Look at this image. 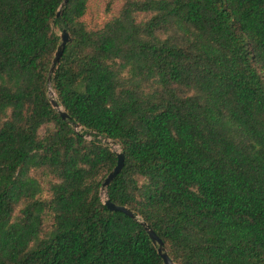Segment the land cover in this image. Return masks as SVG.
<instances>
[{
    "label": "trees",
    "instance_id": "trees-1",
    "mask_svg": "<svg viewBox=\"0 0 264 264\" xmlns=\"http://www.w3.org/2000/svg\"><path fill=\"white\" fill-rule=\"evenodd\" d=\"M63 2L0 0V264H165L104 139L175 264H264V0Z\"/></svg>",
    "mask_w": 264,
    "mask_h": 264
},
{
    "label": "water",
    "instance_id": "water-1",
    "mask_svg": "<svg viewBox=\"0 0 264 264\" xmlns=\"http://www.w3.org/2000/svg\"><path fill=\"white\" fill-rule=\"evenodd\" d=\"M66 3H67V0H64L62 7ZM60 16H61V11L58 12L57 18H60ZM60 38H61V43L57 48V51H56L55 56L53 58L51 68H50V71L48 74V83H49V89H50V101H51L53 108L58 112L59 116L64 121H66L67 123L73 125L74 129L76 131H78V130H80V126L78 124L71 122L69 115L66 113V111L63 109L62 105L57 100L55 93L51 90V82H52L53 75L55 74L56 69H57L58 65L60 64L61 58H62L64 51H65V48H66V45L71 40L67 29L64 28L62 30V32L60 34ZM87 137L90 138V136H87ZM103 142L106 145L110 146L111 149L117 153V158H118L116 167L109 173V175L106 177V179L102 183L101 197H102L103 203L105 204V206L110 211L123 213L126 216L137 221L144 228V230L147 232L152 243L158 247V254L162 258L163 262L165 264H175L173 262V260L169 257L161 238L153 231V229L144 220H142L132 210H130L124 206L116 205L113 202H111V200L109 199V196L107 194V187L114 181L116 176L122 171V169L125 165V155H124V153H122L120 151V148H119V150L117 149L118 146H116L115 142H112L109 139H104Z\"/></svg>",
    "mask_w": 264,
    "mask_h": 264
},
{
    "label": "rangeland",
    "instance_id": "rangeland-1",
    "mask_svg": "<svg viewBox=\"0 0 264 264\" xmlns=\"http://www.w3.org/2000/svg\"><path fill=\"white\" fill-rule=\"evenodd\" d=\"M126 0H91L90 11L87 16V21L93 25H102L106 21L116 16L122 8ZM145 16L141 15L140 19ZM61 29H56L60 34ZM119 150V147H117Z\"/></svg>",
    "mask_w": 264,
    "mask_h": 264
}]
</instances>
